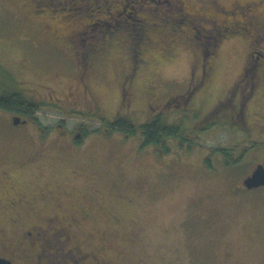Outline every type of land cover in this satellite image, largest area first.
I'll return each instance as SVG.
<instances>
[{
	"label": "rangeland",
	"instance_id": "374dc122",
	"mask_svg": "<svg viewBox=\"0 0 264 264\" xmlns=\"http://www.w3.org/2000/svg\"><path fill=\"white\" fill-rule=\"evenodd\" d=\"M50 1L0 0V68L40 105L35 120L0 110V240L15 234L10 217L22 227L84 207L81 231L94 234L84 242L106 247L108 264H264V187L234 189L264 165V70L253 88L243 77L248 53L263 54L262 32L250 44L217 34L185 13L203 0L184 9L175 0ZM157 113L194 144L170 138L163 153L142 146L139 131L102 128Z\"/></svg>",
	"mask_w": 264,
	"mask_h": 264
},
{
	"label": "flooded vegetation",
	"instance_id": "af4514ba",
	"mask_svg": "<svg viewBox=\"0 0 264 264\" xmlns=\"http://www.w3.org/2000/svg\"><path fill=\"white\" fill-rule=\"evenodd\" d=\"M62 1L66 2V0ZM175 1L180 4L182 9L187 7L188 0ZM61 2L58 1L57 4H61ZM61 7L64 9L63 6ZM194 11H186L185 13L190 17H201L203 22L209 21L213 27L215 26L214 29L217 34H219L217 30H221L223 31V33H220L221 35L227 31L226 33L240 35L243 38L244 36H248L249 42L250 37L261 31L263 34L261 36L263 37L259 36V33L258 36L260 40L264 38V0H234L229 4V7L224 6L218 0H203L200 1L199 6ZM207 11H209V16L205 15ZM216 13L219 14L218 18L215 17ZM222 14L225 18L221 17ZM86 25H89V23H86ZM74 33L72 32L73 35ZM215 38L217 39V37ZM89 48L91 47L84 50L85 53L87 52V58H89V55L93 57L94 51H89ZM209 53L211 52H208L207 55ZM263 55L264 50L263 54H260L256 58L252 52H249L247 55L246 65L243 70L245 81H243L244 84L248 83V85H251V88L255 86L256 82H259V79L264 81V73L260 75L259 79L255 75L257 70H264V66L259 68V65L262 64L260 60ZM87 58L84 61V71H81L83 81L88 69L87 63L91 66L93 62L91 59L87 60ZM207 66L208 63L202 60L200 74L196 80L198 81L196 88L202 87L201 85L205 82L208 76ZM191 87H193V84ZM207 123L209 125V120ZM263 187H239V189H234L238 192L241 189L255 190ZM79 213H82L83 216L81 214L78 216L74 212L66 214L50 212V214L40 217L41 219L22 227L17 225L16 217H10L9 224L18 230L16 229L15 234L10 240H0V259L9 261V264H57L62 259L64 262L61 264H108L109 261L105 256L106 247H102L100 244L99 246H86L84 241H88L91 244L94 234L88 230L81 231V224L83 223L81 219L86 216V208L80 207ZM85 247L89 248V250H85ZM52 258L53 261L51 260Z\"/></svg>",
	"mask_w": 264,
	"mask_h": 264
},
{
	"label": "trees",
	"instance_id": "16d2710c",
	"mask_svg": "<svg viewBox=\"0 0 264 264\" xmlns=\"http://www.w3.org/2000/svg\"><path fill=\"white\" fill-rule=\"evenodd\" d=\"M90 1L96 3L97 0H90ZM49 4H53V3L50 0L49 1L41 0V3L39 4L37 2V6L40 8H42V6L44 5L47 6ZM62 6L65 9H69L71 11L74 10L75 8V7H71V5H62ZM59 7L62 9L61 6ZM92 9H94V13H97L100 10V6L93 5ZM105 13H109V12L105 11ZM135 20L137 21L140 20L139 15L135 16ZM39 109H40V105L27 98L23 93V90L18 87V84L14 82L11 76L0 68V110L15 111L17 113L24 115L25 117L31 118V120H35L34 114ZM240 118L241 119L243 118L242 113H240ZM231 122H233L234 124ZM217 124L220 125V123ZM231 125H237V124L235 121H232V119L231 120L224 119V123L222 124L224 128L228 129L229 127H231ZM102 128H106L108 132H115V131L122 132L125 136L135 135L139 131L142 136V146L152 145L163 153L170 152V147L167 144V140L170 138L179 140L180 145L186 143L187 145L191 146L194 144L193 139L185 137V133L182 129V125L177 124L175 122L167 121L163 113L154 114V116H152L151 119L143 123H140L138 125L134 124L128 117L120 115L116 117L114 121L111 122L105 121ZM95 132H98V130L96 129ZM86 133H88V131L84 129L83 134L86 135ZM75 141H76L75 143L78 144L81 140L80 138H77ZM228 151L229 150L222 151V154L225 157V163L226 164L234 163L235 161L233 162V160H231Z\"/></svg>",
	"mask_w": 264,
	"mask_h": 264
},
{
	"label": "water",
	"instance_id": "95a60500",
	"mask_svg": "<svg viewBox=\"0 0 264 264\" xmlns=\"http://www.w3.org/2000/svg\"><path fill=\"white\" fill-rule=\"evenodd\" d=\"M26 120H21L19 116H13V124L24 123ZM246 188H257L264 186V165L256 164L253 171L243 180ZM0 264H9V261L0 259Z\"/></svg>",
	"mask_w": 264,
	"mask_h": 264
}]
</instances>
